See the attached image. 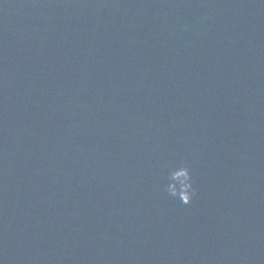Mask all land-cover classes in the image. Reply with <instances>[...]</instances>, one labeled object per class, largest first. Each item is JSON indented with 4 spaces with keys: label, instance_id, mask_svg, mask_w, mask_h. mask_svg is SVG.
<instances>
[{
    "label": "clouds",
    "instance_id": "1",
    "mask_svg": "<svg viewBox=\"0 0 264 264\" xmlns=\"http://www.w3.org/2000/svg\"><path fill=\"white\" fill-rule=\"evenodd\" d=\"M164 183V191L171 198L178 200L183 205H191L197 196L191 168L187 162L168 169Z\"/></svg>",
    "mask_w": 264,
    "mask_h": 264
}]
</instances>
